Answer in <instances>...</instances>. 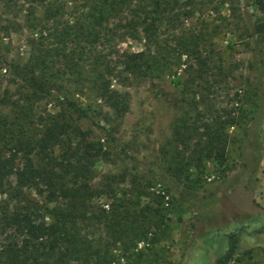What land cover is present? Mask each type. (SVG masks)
Wrapping results in <instances>:
<instances>
[{
    "label": "trees",
    "instance_id": "1",
    "mask_svg": "<svg viewBox=\"0 0 264 264\" xmlns=\"http://www.w3.org/2000/svg\"><path fill=\"white\" fill-rule=\"evenodd\" d=\"M24 2L29 7L27 25L36 29L38 38L31 40L27 63L7 64L22 91L20 100L11 103L12 119H0V264H114L117 259L110 250L117 242L133 247L146 239L151 221L143 210L130 212L120 201L108 211L93 203L92 164L106 152L99 141L88 140L90 132L81 123L107 132L108 138L111 131L96 121L101 110L95 101L85 103L80 96L95 95L121 117L128 98L111 89L113 81L126 86L172 75V84L180 85V71L186 83L208 91L205 76L222 70V59L217 56V66L212 61L213 36L206 27L186 24L194 1L189 7L180 0ZM243 6L258 13L247 44L259 74L254 84L258 102L240 111V124L230 112L220 115L209 108L207 96L197 102L194 92L189 106L197 110L201 103L207 114L193 117L189 108L176 119L172 137L175 143L192 145L188 159L197 169L208 160L225 168L227 131L233 126L242 130V158L258 162L254 155L261 150L257 145L262 144L264 123V0H246ZM127 40L140 41L142 49L120 51ZM41 101H58L61 109L35 116L33 107ZM243 167L249 168L245 162ZM32 191L43 199L34 198ZM257 232L264 233V228ZM227 240L228 249L217 264H229L239 249L238 234H229Z\"/></svg>",
    "mask_w": 264,
    "mask_h": 264
},
{
    "label": "rangeland",
    "instance_id": "2",
    "mask_svg": "<svg viewBox=\"0 0 264 264\" xmlns=\"http://www.w3.org/2000/svg\"><path fill=\"white\" fill-rule=\"evenodd\" d=\"M24 1L0 0V119H12L11 103L20 100L22 91L7 64L27 63L33 51L31 40L38 38L36 29L27 25L29 7ZM180 1L184 7L196 2L186 24L207 28L213 36L212 61L217 66L219 55L223 68L206 74L208 91L186 83V74L180 71V85L172 84V75L131 81L126 86L113 81L111 89L128 98V109L121 117L95 95L80 96L82 102L95 101L101 110L96 121L111 131L108 138L107 132L81 123L90 132L88 140L99 141L106 152L92 164V201L107 211L123 202L130 212L143 210L151 221L146 239L133 247L117 242L110 250L117 259L114 264H217L228 249L231 233L239 235L240 243L229 264H264V233L257 232L264 228V123L262 144L257 145L261 150L254 155L257 164L252 157L242 158L244 138L238 126L227 131L228 157L223 169L210 160L197 169L188 159L192 145L175 143L172 137L175 121L184 112L191 109L193 117L201 111L207 114L201 103L197 110L189 106L194 92L197 102L207 96L209 108L220 115L230 112L240 124V111L258 102L254 84L259 74L252 67L253 53L247 46L250 24L258 13L243 6L246 0ZM118 48L138 52L142 43L127 40ZM60 109L58 101H41L33 107L35 116L42 117ZM244 162L249 167L246 170ZM31 194L43 199L34 191ZM139 253L142 257L137 259Z\"/></svg>",
    "mask_w": 264,
    "mask_h": 264
}]
</instances>
